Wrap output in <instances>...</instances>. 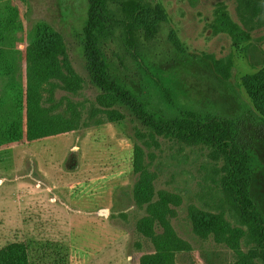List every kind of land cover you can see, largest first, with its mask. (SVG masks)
<instances>
[{"label": "rangeland", "instance_id": "1", "mask_svg": "<svg viewBox=\"0 0 264 264\" xmlns=\"http://www.w3.org/2000/svg\"><path fill=\"white\" fill-rule=\"evenodd\" d=\"M106 3L101 51L117 79L152 110L239 120L240 143L261 161L251 194L264 215V115L248 83L264 70V0ZM88 8V0H0L15 27L4 55L15 59L16 79L26 85L34 40L39 49L56 51L42 105L73 127L34 141L24 127L21 140L0 145V264H144L165 235L160 222L149 227L143 220L149 202L142 197L152 188V201L159 191L180 199L170 220L192 251L174 252V264H235V250L213 235L201 237L193 215L223 214L245 232L242 249L256 250V237L224 189V159L205 144L156 134L92 82L82 43ZM138 56L182 85L177 106H167ZM8 83L0 73V141L14 118Z\"/></svg>", "mask_w": 264, "mask_h": 264}, {"label": "trees", "instance_id": "2", "mask_svg": "<svg viewBox=\"0 0 264 264\" xmlns=\"http://www.w3.org/2000/svg\"><path fill=\"white\" fill-rule=\"evenodd\" d=\"M88 1V17L83 27L82 43L92 82L108 97L113 98L117 104L127 106L144 125L156 134L205 144L217 158L224 159L226 165L224 189L231 193L241 216L249 226V231L256 237L257 248L254 252H245L241 246L245 232L228 223L223 214L214 215L196 211L193 213L196 217L195 230L203 238L213 235L217 242H224L234 249L237 253L235 264H256L257 260L264 262V215L251 194L253 175L261 161L252 148L240 143L239 120L218 115L201 117L192 110H186L175 117H168L152 110L148 102L117 79L101 51L99 40L105 36L107 24L106 0ZM11 11L14 12L13 9ZM10 28L15 27L6 21V16L0 11V73L9 77V89L5 91V94L10 92L11 97H9L13 98L14 117L8 122V127L5 126L1 131L0 145L21 140L24 127H26L29 141L69 131L73 128L69 120L63 116L54 118L48 116L42 105L41 88L50 77L49 62L56 51L39 49L40 46L35 40L33 41L27 53L29 65L27 82L24 86L13 73L16 69L15 59L4 55L6 52L4 45L8 40L7 32ZM137 60L144 68L149 80L161 92L167 106H177L181 94L177 88L180 84L176 81L171 82L167 77L155 72L141 56H138ZM248 83L251 97L259 112L264 115V70L250 76ZM180 89L183 91L184 87ZM25 109L26 115H24ZM24 116H26L25 124ZM146 186L143 184L141 186L143 194L146 192L144 191ZM153 196L152 188L151 193H146L142 197L149 202L148 217L143 220L147 221L149 227L152 226L154 220L160 222L165 235L156 239L157 253L145 257L144 264H174V252L192 251L191 244L178 235L170 220L175 213L173 206H179L180 199L177 194L166 191H159L154 201H152Z\"/></svg>", "mask_w": 264, "mask_h": 264}]
</instances>
